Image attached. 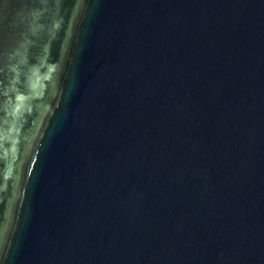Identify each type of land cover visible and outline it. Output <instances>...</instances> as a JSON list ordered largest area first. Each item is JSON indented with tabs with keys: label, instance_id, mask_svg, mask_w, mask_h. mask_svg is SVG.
I'll return each instance as SVG.
<instances>
[{
	"label": "water",
	"instance_id": "obj_1",
	"mask_svg": "<svg viewBox=\"0 0 264 264\" xmlns=\"http://www.w3.org/2000/svg\"><path fill=\"white\" fill-rule=\"evenodd\" d=\"M0 264H264V0H0Z\"/></svg>",
	"mask_w": 264,
	"mask_h": 264
}]
</instances>
